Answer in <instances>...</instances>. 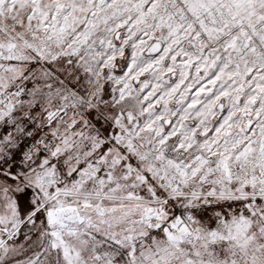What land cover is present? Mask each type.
<instances>
[{
    "label": "snow or ice",
    "instance_id": "6c2138e0",
    "mask_svg": "<svg viewBox=\"0 0 264 264\" xmlns=\"http://www.w3.org/2000/svg\"><path fill=\"white\" fill-rule=\"evenodd\" d=\"M0 264H264V0H0Z\"/></svg>",
    "mask_w": 264,
    "mask_h": 264
}]
</instances>
